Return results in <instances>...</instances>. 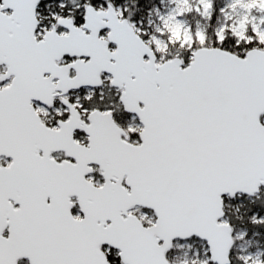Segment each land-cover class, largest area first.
Wrapping results in <instances>:
<instances>
[{"label": "snow or ice", "instance_id": "obj_1", "mask_svg": "<svg viewBox=\"0 0 264 264\" xmlns=\"http://www.w3.org/2000/svg\"><path fill=\"white\" fill-rule=\"evenodd\" d=\"M0 264H264V0H0Z\"/></svg>", "mask_w": 264, "mask_h": 264}]
</instances>
